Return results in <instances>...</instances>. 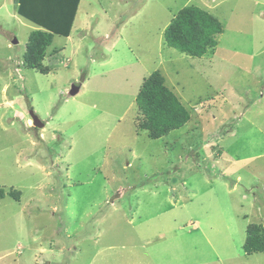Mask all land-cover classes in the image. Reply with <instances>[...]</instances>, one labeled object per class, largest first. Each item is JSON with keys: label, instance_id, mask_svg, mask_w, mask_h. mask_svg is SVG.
Here are the masks:
<instances>
[{"label": "rangeland", "instance_id": "rangeland-1", "mask_svg": "<svg viewBox=\"0 0 264 264\" xmlns=\"http://www.w3.org/2000/svg\"><path fill=\"white\" fill-rule=\"evenodd\" d=\"M9 5L0 264H264L243 249L264 228V0H83L41 70L24 60L35 25ZM188 5L221 25L201 56L163 35ZM153 70L190 114L157 139L135 104Z\"/></svg>", "mask_w": 264, "mask_h": 264}, {"label": "trees", "instance_id": "trees-1", "mask_svg": "<svg viewBox=\"0 0 264 264\" xmlns=\"http://www.w3.org/2000/svg\"><path fill=\"white\" fill-rule=\"evenodd\" d=\"M80 0H17V12L38 27L30 32L25 63L42 69L41 61L53 35L68 37ZM221 31L219 21L196 6H185L164 30L167 45L193 56H201L214 44V33ZM74 84L70 95L78 92ZM136 107L143 117L142 126L153 139L182 127L190 119L187 108L164 81L159 70H153L142 81L135 97ZM3 191L0 189V198ZM247 253L264 252V228L250 224L243 244Z\"/></svg>", "mask_w": 264, "mask_h": 264}, {"label": "crops", "instance_id": "crops-1", "mask_svg": "<svg viewBox=\"0 0 264 264\" xmlns=\"http://www.w3.org/2000/svg\"><path fill=\"white\" fill-rule=\"evenodd\" d=\"M13 1H16V7H17V0H0V11H2V10H4V11H8V13H9V11L11 12V5H9V2H13ZM10 8H9V7ZM16 10H17V8H16ZM17 12V11H16ZM83 12V0H80L79 1V4H78V7H77V11H76V14H75V17H74V20H73V24H72V27H71V31H70V34H71V32H72V29H73V27L77 24V23H81L82 22V20H81V16H80V14ZM17 14H18V12H17ZM91 14H92V12L91 11H89L88 13H87V11H85L84 12V15L86 16V18H87V20H88V22L87 23H85V24H83V25H86L87 26V28H85V26H83L85 29H90V28H93V26H92V16H91ZM21 16V15H20ZM21 17H23V16H21ZM24 18V17H23ZM24 19H26V18H24ZM27 20V19H26ZM29 21V20H28ZM83 21L85 22V20L83 19ZM31 23H33L32 21H30ZM35 26H32V28H41V27H38V26H36V24L35 23H33ZM107 33H109L108 31H107ZM69 34V35H70ZM15 43V42H14Z\"/></svg>", "mask_w": 264, "mask_h": 264}, {"label": "water", "instance_id": "water-1", "mask_svg": "<svg viewBox=\"0 0 264 264\" xmlns=\"http://www.w3.org/2000/svg\"><path fill=\"white\" fill-rule=\"evenodd\" d=\"M13 42H16V40H14ZM30 114H31V116H32V122H33V124H35V125H37L38 123V118H37V115L36 114H34L33 112H32V110L30 111Z\"/></svg>", "mask_w": 264, "mask_h": 264}, {"label": "clouds", "instance_id": "clouds-1", "mask_svg": "<svg viewBox=\"0 0 264 264\" xmlns=\"http://www.w3.org/2000/svg\"><path fill=\"white\" fill-rule=\"evenodd\" d=\"M78 91H79V89H78Z\"/></svg>", "mask_w": 264, "mask_h": 264}]
</instances>
